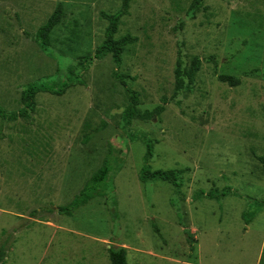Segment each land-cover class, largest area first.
Instances as JSON below:
<instances>
[{"label": "rangeland", "instance_id": "obj_1", "mask_svg": "<svg viewBox=\"0 0 264 264\" xmlns=\"http://www.w3.org/2000/svg\"><path fill=\"white\" fill-rule=\"evenodd\" d=\"M62 1L43 47L34 35L57 0H0L1 106L21 109L30 84L77 79L37 93L27 118H0V264H110V247L128 264H264V0H202L195 12L192 0H131L116 37L136 41L119 66L92 57L101 13L122 0ZM194 57L177 89V62L187 71ZM127 89L140 110H163L127 122ZM111 148L122 165L107 195L59 214ZM143 167L176 169L181 186L142 182Z\"/></svg>", "mask_w": 264, "mask_h": 264}, {"label": "trees", "instance_id": "obj_2", "mask_svg": "<svg viewBox=\"0 0 264 264\" xmlns=\"http://www.w3.org/2000/svg\"><path fill=\"white\" fill-rule=\"evenodd\" d=\"M130 1L131 0H122L120 8L114 13H101L102 17L107 21V26L105 28L104 39L100 46L96 48L92 58H99L105 53H110L111 59L116 64V66L120 65L122 53L125 47L136 41V37L130 34L116 37L120 19L123 15L128 13ZM201 3L202 0H192L188 10L192 12L197 11ZM64 14V2L62 0H57V4L53 12L49 15L46 21L37 28L34 35L35 40L43 47L49 46L51 30L62 20ZM92 58H86L82 66H87V63H89V60ZM199 66L200 60L197 57H194L191 60L189 69L184 71L179 60L175 69L176 88L181 89L190 83L195 72L198 71ZM116 77L120 79L119 75H116ZM218 78L222 82L229 83L231 86L239 84V80L230 75L221 74L218 76ZM76 80H71L69 78L59 82L58 84H30L22 92V108L18 111L8 112L0 104V118L10 121L16 120L18 118H27L34 106V98L37 93L48 92L55 95H62L65 90ZM120 82L123 86H125V82L122 79H120ZM127 91L129 92V106L125 116L127 122L131 121L132 119L149 120L153 116H158L163 110L162 105H157L152 109L140 110L137 107L138 97L136 93L130 89H127ZM119 152V150L111 148L103 159L102 164L87 178L78 193L67 204L58 206L57 212L61 215L71 216L76 210L85 206L91 200L105 197L110 188H112L110 183L111 175H114L122 165ZM151 155L152 144L150 140H146L145 158L151 157ZM258 160L264 167V155L259 156ZM179 174L180 173L176 169L150 170L143 167L139 173V180L142 182L149 180H161L163 182L172 184L174 187H180L181 180ZM228 191L229 189H225L218 195L210 191L207 193V196L209 198H216L217 196L224 197L228 194ZM254 214L255 212L253 211L246 212L243 213V217L250 219L254 216ZM107 252L110 264H128L127 252L124 247H110L107 249ZM1 258L2 257L0 255V259Z\"/></svg>", "mask_w": 264, "mask_h": 264}]
</instances>
